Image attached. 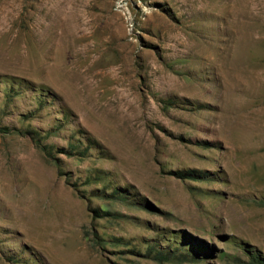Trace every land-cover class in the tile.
I'll list each match as a JSON object with an SVG mask.
<instances>
[{"label": "rangeland", "instance_id": "374dc122", "mask_svg": "<svg viewBox=\"0 0 264 264\" xmlns=\"http://www.w3.org/2000/svg\"><path fill=\"white\" fill-rule=\"evenodd\" d=\"M263 263L264 0H0V264Z\"/></svg>", "mask_w": 264, "mask_h": 264}, {"label": "trees", "instance_id": "16d2710c", "mask_svg": "<svg viewBox=\"0 0 264 264\" xmlns=\"http://www.w3.org/2000/svg\"><path fill=\"white\" fill-rule=\"evenodd\" d=\"M102 211H103V212H108V209H105V208L103 207V208H102ZM162 253H163V252H162ZM162 253H161V252H159V254H162ZM255 259H257V260H258L259 258L256 256V257H255ZM263 264H264V263H263Z\"/></svg>", "mask_w": 264, "mask_h": 264}]
</instances>
